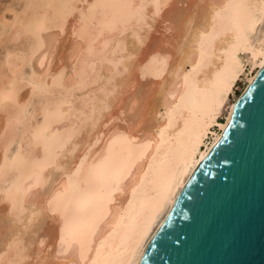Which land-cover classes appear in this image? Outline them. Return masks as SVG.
<instances>
[{
    "label": "snow or ice",
    "instance_id": "obj_1",
    "mask_svg": "<svg viewBox=\"0 0 264 264\" xmlns=\"http://www.w3.org/2000/svg\"><path fill=\"white\" fill-rule=\"evenodd\" d=\"M25 7L0 30V264H144L164 211L183 221L159 241L174 264H233L264 217V83L236 90L264 78V0Z\"/></svg>",
    "mask_w": 264,
    "mask_h": 264
},
{
    "label": "water",
    "instance_id": "obj_2",
    "mask_svg": "<svg viewBox=\"0 0 264 264\" xmlns=\"http://www.w3.org/2000/svg\"><path fill=\"white\" fill-rule=\"evenodd\" d=\"M262 71V70H260ZM257 86L259 84L264 83V78H260L258 76L255 77ZM211 171L215 174H218L220 171L226 170L227 165H216L213 160ZM260 159H259V146H256V154H255V167L257 171V175L259 173ZM204 172L198 173V177H203ZM208 180H212L215 178L213 175H209L205 177ZM179 208V206H178ZM183 223L180 219L179 211L174 213V216L171 219H166L163 221L161 226L159 227V231H156L154 234L157 237L156 246H149L144 249V264H169L170 261L175 262L177 259L175 253L172 249L163 248L159 245V241L162 236L171 239V237L178 230V226ZM250 236L246 245L228 257L233 261V264H264V217H262L259 205L257 204V208L252 216L250 226H249Z\"/></svg>",
    "mask_w": 264,
    "mask_h": 264
},
{
    "label": "bare ground",
    "instance_id": "obj_3",
    "mask_svg": "<svg viewBox=\"0 0 264 264\" xmlns=\"http://www.w3.org/2000/svg\"><path fill=\"white\" fill-rule=\"evenodd\" d=\"M30 0H11L10 4L7 5L4 8L3 12H6L9 14V17L6 18L4 14H2L0 10V30H3L4 28L12 29L13 24H18L20 21H25L27 20L31 15L32 12L30 9L26 8L25 5L28 4ZM179 2V0H177ZM254 3L258 2V0H253ZM4 3V2H3ZM4 6V5H3ZM2 6V7H3ZM0 7V8H2ZM8 14L6 16H8ZM147 61L145 60L143 63H138L135 68V74L133 76V80H135L137 77H145L146 79L150 80L152 74L154 73L155 69L151 66L145 67L147 65ZM212 70H215L214 68ZM260 68L257 66L255 68L249 69V74L245 76L244 80V86H246V82L248 80H253L257 76V73L260 72ZM201 82L203 81L204 77H200ZM85 96L87 93L84 94ZM26 99V97H25ZM23 102V101H22ZM77 103L83 104V101H77ZM31 109H25L21 115L20 119L23 121L25 119H32L31 117ZM34 122V121H33ZM0 123H2V117H0ZM210 146V145H209ZM119 148H116V151H118ZM167 164V153L166 151H162L156 161V165L158 168L163 169ZM146 167V165H145ZM141 203L143 204V211L148 212L149 206L148 202L145 198L143 197H138V203L134 206L131 215L135 216L137 212L141 210ZM166 211L160 212L158 216L156 217L155 221L151 225L152 227V233L149 235V239H151L152 235H154L163 223V221L166 218ZM124 225H127L130 223L129 219H125L122 222ZM123 235L122 229H118L116 234L112 237L111 243L113 244L114 247L118 246L121 240V236ZM137 259H139V253H137Z\"/></svg>",
    "mask_w": 264,
    "mask_h": 264
},
{
    "label": "rangeland",
    "instance_id": "obj_4",
    "mask_svg": "<svg viewBox=\"0 0 264 264\" xmlns=\"http://www.w3.org/2000/svg\"><path fill=\"white\" fill-rule=\"evenodd\" d=\"M4 2V3H3ZM10 2H11V0H0V7H2L3 5V7L2 8H0V10H1V12H2V14H4V16L6 17V18H8L9 17V14L8 13H6V12H3L4 11V8L7 6V5H9L10 4ZM8 14V16H6ZM244 87V80H241L238 84H237V86H236V90H237V92H242V88Z\"/></svg>",
    "mask_w": 264,
    "mask_h": 264
}]
</instances>
